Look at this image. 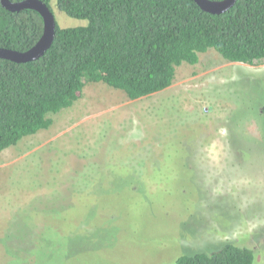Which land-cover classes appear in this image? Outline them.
<instances>
[{
    "label": "rangeland",
    "instance_id": "obj_1",
    "mask_svg": "<svg viewBox=\"0 0 264 264\" xmlns=\"http://www.w3.org/2000/svg\"><path fill=\"white\" fill-rule=\"evenodd\" d=\"M199 55L138 99L89 83L1 153L0 264H173L228 243L264 264V63Z\"/></svg>",
    "mask_w": 264,
    "mask_h": 264
},
{
    "label": "trees",
    "instance_id": "obj_2",
    "mask_svg": "<svg viewBox=\"0 0 264 264\" xmlns=\"http://www.w3.org/2000/svg\"><path fill=\"white\" fill-rule=\"evenodd\" d=\"M41 1L53 10V0ZM56 3L87 23L63 27L57 22L51 47L37 59L0 58V156L49 128L50 114L73 106L89 83L105 82L134 100L171 86L177 67L197 63L209 48L230 62L264 63V0H237L222 13L208 12L196 0ZM43 31L40 12L10 10L0 0V47L28 50ZM254 261L251 248L228 243L213 253L181 255L173 264Z\"/></svg>",
    "mask_w": 264,
    "mask_h": 264
},
{
    "label": "water",
    "instance_id": "obj_3",
    "mask_svg": "<svg viewBox=\"0 0 264 264\" xmlns=\"http://www.w3.org/2000/svg\"><path fill=\"white\" fill-rule=\"evenodd\" d=\"M206 11L211 13H222L232 7L237 0H196ZM3 6L10 10H21L32 8L41 13L44 18V31L40 39L28 50L0 47V58L10 59L16 62H27L37 59L45 54L51 47L55 35L57 19L54 11L41 0L12 1L2 0Z\"/></svg>",
    "mask_w": 264,
    "mask_h": 264
}]
</instances>
